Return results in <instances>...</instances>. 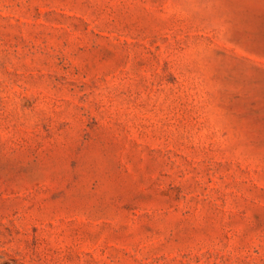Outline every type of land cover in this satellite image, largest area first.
Instances as JSON below:
<instances>
[{
    "label": "rangeland",
    "instance_id": "obj_1",
    "mask_svg": "<svg viewBox=\"0 0 264 264\" xmlns=\"http://www.w3.org/2000/svg\"><path fill=\"white\" fill-rule=\"evenodd\" d=\"M0 264H264V0H0Z\"/></svg>",
    "mask_w": 264,
    "mask_h": 264
}]
</instances>
